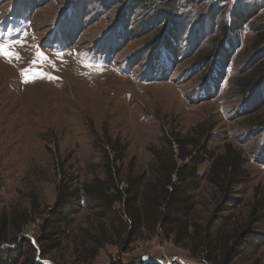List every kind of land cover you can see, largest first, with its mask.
Wrapping results in <instances>:
<instances>
[{
	"label": "rangeland",
	"instance_id": "obj_1",
	"mask_svg": "<svg viewBox=\"0 0 264 264\" xmlns=\"http://www.w3.org/2000/svg\"><path fill=\"white\" fill-rule=\"evenodd\" d=\"M0 49V221L38 208L21 232L0 228V264L28 263L23 240L50 264H216L180 224L94 249L82 202L64 237L42 241L59 185L106 179L115 155L119 189L129 172L152 180L167 142L190 163L175 139L202 160L195 225L246 229L225 264H264V0H0ZM229 145L242 176L223 199L205 176Z\"/></svg>",
	"mask_w": 264,
	"mask_h": 264
},
{
	"label": "trees",
	"instance_id": "obj_2",
	"mask_svg": "<svg viewBox=\"0 0 264 264\" xmlns=\"http://www.w3.org/2000/svg\"><path fill=\"white\" fill-rule=\"evenodd\" d=\"M174 143L177 144L180 151L177 158L184 161L188 158L190 163L177 167L175 155L171 150V145L167 142L168 145L165 146L167 149L162 153V157L157 156L156 161L154 160L148 168L151 177H153L152 180L148 181L144 173L136 175L129 172L125 180V187L119 189L118 185L122 182L120 174L123 165L120 164L121 156L115 155L111 161L108 160V156L105 159L110 162L106 164V179L95 181L92 184H80L79 189L74 184L59 185L56 189L55 204L50 211L51 218L40 228L42 232L44 231L41 234L43 235L42 241H50L56 239L57 236L64 237L68 231V228L64 227V223L68 221L69 213L65 211V208L68 205L73 206L74 203L82 202L81 205L91 211L98 220L99 232H97V236L85 235L87 239L89 238V244H92L94 249H101L100 246L104 245L102 243L107 241L106 237L112 238L113 235L119 237L123 234L127 236L143 227L151 229L153 232L167 231L172 227L171 225L180 224L185 225V231L193 230L201 249L210 251L213 260L217 261L216 264L232 262L237 255L234 238H239L241 241L243 235H248L249 232L242 229L227 237L218 235L215 239L214 225L208 224L205 228L195 225L198 222V216L196 208H194L192 193L196 187L192 184L198 178L197 168L202 160L195 159L196 157L190 153L182 152L184 146L189 145L185 143L184 139H175ZM228 158L230 162H228ZM241 162L240 154L234 150L232 145H229L227 155L214 158L206 173L205 178L208 177L211 186L220 193L223 199L230 193L229 190L231 186H234L235 181L242 176ZM80 192H82V196L78 195ZM34 205H31V211L2 217L1 230L11 227L21 232L22 227L29 222H34L33 216L38 213L36 210L38 208ZM8 217L11 218L8 219ZM22 245L30 251L26 264H41L34 257L36 249L34 254L33 248L24 240ZM5 253L0 254L5 255ZM203 258L211 264L205 257ZM39 260L46 261L40 258ZM84 264L90 263L85 260Z\"/></svg>",
	"mask_w": 264,
	"mask_h": 264
},
{
	"label": "water",
	"instance_id": "obj_3",
	"mask_svg": "<svg viewBox=\"0 0 264 264\" xmlns=\"http://www.w3.org/2000/svg\"><path fill=\"white\" fill-rule=\"evenodd\" d=\"M21 238H22V236H21ZM18 243H19V241H18ZM7 247V249H14L15 247H18V244H16V245H12V246H6ZM1 250V249H0ZM37 262H40L41 264H50V263H45V262H42V261H39V260H36ZM154 262H156V261H154ZM171 263V262H170ZM173 263H174V261H173Z\"/></svg>",
	"mask_w": 264,
	"mask_h": 264
},
{
	"label": "bare ground",
	"instance_id": "obj_4",
	"mask_svg": "<svg viewBox=\"0 0 264 264\" xmlns=\"http://www.w3.org/2000/svg\"><path fill=\"white\" fill-rule=\"evenodd\" d=\"M185 262H186V263H188V264H193V263H191V262H189V261H188V262H187V261H185ZM163 264H167V263H163Z\"/></svg>",
	"mask_w": 264,
	"mask_h": 264
},
{
	"label": "snow or ice",
	"instance_id": "obj_5",
	"mask_svg": "<svg viewBox=\"0 0 264 264\" xmlns=\"http://www.w3.org/2000/svg\"><path fill=\"white\" fill-rule=\"evenodd\" d=\"M0 51H3V49H0ZM38 55H41V54H38Z\"/></svg>",
	"mask_w": 264,
	"mask_h": 264
}]
</instances>
